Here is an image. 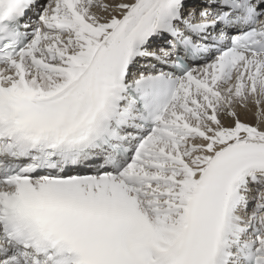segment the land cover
<instances>
[{
    "label": "snow or ice",
    "instance_id": "6c2138e0",
    "mask_svg": "<svg viewBox=\"0 0 264 264\" xmlns=\"http://www.w3.org/2000/svg\"><path fill=\"white\" fill-rule=\"evenodd\" d=\"M262 125L264 0H0V264H264Z\"/></svg>",
    "mask_w": 264,
    "mask_h": 264
},
{
    "label": "bare ground",
    "instance_id": "6f19581e",
    "mask_svg": "<svg viewBox=\"0 0 264 264\" xmlns=\"http://www.w3.org/2000/svg\"><path fill=\"white\" fill-rule=\"evenodd\" d=\"M254 111H255V109H253V112L242 113L241 114V118L246 120L248 123L254 125L256 123V119H255V116L253 114ZM262 126H264V125H262Z\"/></svg>",
    "mask_w": 264,
    "mask_h": 264
}]
</instances>
